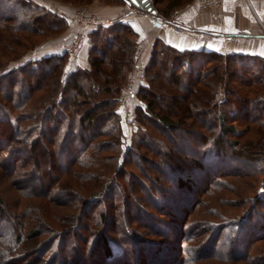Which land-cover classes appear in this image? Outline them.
Here are the masks:
<instances>
[{
  "label": "trees",
  "instance_id": "obj_1",
  "mask_svg": "<svg viewBox=\"0 0 264 264\" xmlns=\"http://www.w3.org/2000/svg\"><path fill=\"white\" fill-rule=\"evenodd\" d=\"M69 25L35 0H0V264H264V199L236 194L234 184L264 175V57L181 50L157 38L133 101L146 129L138 147L124 149L118 99L139 47L130 22L85 32L88 67L67 72L68 52L10 66L42 41L7 55L13 46ZM111 151L112 171L104 165ZM129 154L157 176L144 165L127 171ZM162 177L172 185L157 183ZM6 183L14 199L4 197ZM43 205L54 216L24 232Z\"/></svg>",
  "mask_w": 264,
  "mask_h": 264
},
{
  "label": "crops",
  "instance_id": "obj_2",
  "mask_svg": "<svg viewBox=\"0 0 264 264\" xmlns=\"http://www.w3.org/2000/svg\"><path fill=\"white\" fill-rule=\"evenodd\" d=\"M57 7L51 6L62 12ZM64 7L68 8L67 5ZM91 8L114 21L130 22L137 31L139 46L146 49H152L154 41L160 38L181 50L264 57L261 54L264 52V0H224L222 7L204 10L192 3L183 9L176 21L183 27L182 31L175 30L174 23L166 19L168 16L150 14L145 7L128 6L124 1L104 4L97 0ZM68 13L64 14L69 18ZM218 16L223 17V22L219 21ZM69 23L62 34L49 37V55L68 52L78 26V22L70 18ZM89 48L90 43L86 37L75 53L68 52L67 72L89 66Z\"/></svg>",
  "mask_w": 264,
  "mask_h": 264
},
{
  "label": "rangeland",
  "instance_id": "obj_3",
  "mask_svg": "<svg viewBox=\"0 0 264 264\" xmlns=\"http://www.w3.org/2000/svg\"><path fill=\"white\" fill-rule=\"evenodd\" d=\"M35 1H37L38 3H40L41 5H46V6H52V7H55V6H58L57 8H59L62 12H64V13H70V15H69V18L70 19H72V15H73V13L76 11V9L77 8H79V7H86L90 12H92V13H96V14H99L98 12H96V11H94L92 8H91V5H93L94 3H95V1H97V0H76V2H74V1H69V0H35ZM98 1H100V2H102V3H104V4H115V3H121L120 1H118V0H98ZM125 2V0H122V2ZM152 1V5H153V8L156 10L157 9V13L159 14V15H161V14H165L164 16H169L175 9H177V8H180V7H183L185 4H183V5H181L180 7L178 6V7H176L175 9H171L170 7H169V4H170V2H172V0H157V3L156 4H154V0H151ZM126 3V2H125ZM63 5L65 6V5H67V7L69 8H66V7H64L63 8ZM66 8V9H65ZM145 10H147L146 9V7H145ZM148 11V10H147ZM148 12H150V14H152V12L151 11H148ZM68 13V14H69ZM100 15V14H99ZM101 16H104V15H101ZM162 17H163V15H161ZM109 17V16H108ZM74 20V19H73ZM74 21H76V22H78V26L76 27V31L75 32H79V31H83L84 32V34H85V32L87 31V30H89V27H87V28H85L84 27V24H83V22H81V21H78V20H74ZM76 33V34H77ZM75 34V35H76ZM29 38H28V40L26 41V43L23 45H17V46H13L12 47V52H8L7 53V55L9 54V56H13V54L12 53H14V55H17L18 53H20L21 51H23L24 49H26V47H25V45L27 46H30V45H32V44H34L35 42L36 43H39V42H41V44H40V46H37L36 48H34V49H31L30 51H28L27 52V54L25 55V56H23V57H21V58H19L18 60H15V61H13V62H11L10 63V66H15V65H17V64H20V63H25L28 59H31V58H37V57H40V56H43V55H45V54H48L49 53V32H47V31H43L41 34H37V35H30V36H28ZM74 38H75V36H74ZM73 38V39H74ZM73 41V40H72ZM155 42V41H154ZM83 43H84V40H83ZM83 43H82V45H83ZM71 44V43H70ZM153 45H154V43H153ZM70 46V45H69ZM153 47V46H152ZM151 50L152 49H150V48H144V47H142V46H139L138 47V55L141 53V52H145L146 53V55L147 56H149L150 57V55H151ZM138 55H137V57H138ZM149 57H148V59H147V62H148V60H149ZM3 59L4 60H8L7 59V57H3ZM2 59V60H3ZM203 63H204V61H202V65H203ZM214 64L216 65L217 64V62H214ZM131 73V72H130ZM129 73V74H130ZM224 74V73H223ZM129 76V75H128ZM128 76H127V78H128ZM127 78H126V80H125V84H126V81H127ZM146 78H147V76H146ZM228 78H229V76H228ZM209 79V78H208ZM147 80V79H146ZM125 84H124V86H125ZM211 85V84H210ZM124 86H123V88H124ZM123 88H122V90H123ZM122 92V91H121ZM121 94V93H120ZM134 112V111H133ZM121 116H122V127H123V129H124V132H125V140H124V149H128V148H133V149H135L136 147H138V145H139V142L141 141V139H140V130H145L146 129V126H145V124H143L141 121H139L136 117H135V121H131L129 118H128V116L127 115H125V114H123L122 112H121ZM135 116V115H134ZM243 125H240L239 126V129L240 128H243L242 127ZM148 130H150L149 128H148ZM151 130H153V134H154V136L156 137V139H158V138H163V136L160 134V130L158 131L157 129H151ZM167 132V131H166ZM159 140V139H158ZM132 150V149H131ZM129 160H128V164H127V166H126V169H127V171H130V172H136V173H140V170H139V168L141 169V167L144 165V167L146 168V170L147 171H144V173L146 174V176L147 175H149L150 174V176L151 177H156L157 176V172L155 171V170H151V168L149 167V165H147V164H145L146 162H138L137 163V166H135V163H134V160H136L137 159V157L134 155V154H129ZM105 164L104 165H107V166H110V170L112 171L113 169H116V167H117V159L115 158V152L114 151H111L110 152V156H109V158H108V160H107V162L105 161L104 162ZM189 163H188V161H185V166L186 165H188ZM212 165H215V166H220L221 168L223 167V165H225V163H223V164H219V165H216V163H215V161H212ZM189 167V166H188ZM218 167H215V169H217ZM127 171L125 172V171H123V172H125L126 174H127ZM195 174H196V172H192V176H195ZM145 175H144V177H146ZM197 176H195V178H196ZM164 180H163V179ZM160 180L161 181H157V183H159L160 185L162 184V185H168V186H170V185H172V182H168L164 177H162ZM36 180V178H34L33 177V181H35ZM121 180V179H120ZM166 180V181H165ZM121 182L123 183V184H126V182H127V180H125V179H122L121 180ZM246 182H248V183H246ZM171 183V184H170ZM234 184H235V188H236V194H238V191H239V195H245V196H253L254 194H258L259 196H261L263 199H264V175L263 176H260V175H253L248 181L246 180V181H244V180H242V179H235L234 180ZM150 185V184H149ZM153 185H157L156 183L154 184L153 183ZM5 185H3V187H4ZM240 188H241V190H240ZM12 188L6 183V187H4V189L2 190V192H3V195H4V197L5 198H7V199H14L15 197H16V194H17V192L14 190V189H16L15 187H14V189H12ZM139 190L141 191V192H143L142 191V188H139ZM1 192V191H0ZM140 192V193H141ZM198 194H199V196L201 195V192H198ZM133 195H135L136 197H138V195H140V194H133ZM234 196H236L235 194H233ZM209 198V197H211V196H207L206 195V198ZM218 199V198H217ZM32 201H37V202H39V201H42L41 199H38V198H33L32 199ZM207 204H208V202H207ZM210 205V204H209ZM49 205H43V208H42V210H41V213H42V217H41V219H35V221L34 220H27L26 221V224H25V226H24V228L22 227V230H24V232H29V230L30 229H35V228H41L42 226H44L43 224H45V222H48V220H49V216L51 217V216H54V214H53V210L52 209H49V207H48ZM247 204L246 205H244L243 207H239V208H236V207H232L231 209H232V212H233V214H236V213H238L239 211H241V210H243L242 212H244V210H246L247 209ZM204 207H206V205L204 206ZM203 207V208H204ZM202 208V209H203ZM18 208H17V206H15L14 207V210H17ZM67 209H69V211H67ZM202 209H200V212L199 213H203L201 210ZM99 210V207H97V211ZM57 211H58V214L60 213V214H62V213H64L65 212V214H67L68 215V218H70L71 216H73V209L72 208H68V207H65V206H57ZM241 212V213H242ZM34 216H36V214H34ZM142 216V215H141ZM118 217H120V216H118ZM118 217H110V220H111V226H113L112 225V223H114V224H116L115 223V220L118 218ZM142 218H143V216H142ZM33 219V218H32ZM72 219V218H71ZM119 219V218H118ZM118 219L116 220L117 222H119L118 221ZM145 221H146V218H143ZM37 220V221H36ZM46 220V221H45ZM53 222L55 221V220H52ZM147 222V221H146ZM55 224H56V222H55ZM136 223L134 222V224H133V228L136 226L135 225ZM131 227V228H132ZM231 227L233 228V226L231 225ZM136 228V227H135ZM137 229V231H139V230H141V229H139L138 230V228H136ZM23 232V233H24ZM139 232H141V231H139ZM47 236H49L48 235V233L45 235V234H43L41 237H40V239L41 240H44ZM113 236V235H112ZM159 240V239H158ZM173 240H174V242H175V244H178V242H179V240H178V236H175V238H173ZM173 246V245H172ZM131 249H132V247H131ZM130 259H132L131 261H133V256L131 255V257H129Z\"/></svg>",
  "mask_w": 264,
  "mask_h": 264
},
{
  "label": "built area",
  "instance_id": "obj_4",
  "mask_svg": "<svg viewBox=\"0 0 264 264\" xmlns=\"http://www.w3.org/2000/svg\"><path fill=\"white\" fill-rule=\"evenodd\" d=\"M192 3H195L200 9H210L216 7H222L224 5V0H191L186 3L183 7L175 9L169 16L168 21L174 23V28L177 31H182L183 27L177 24L176 21L179 18L183 9L189 7ZM128 6L130 4L126 3ZM147 9V8H146ZM158 15V13H155ZM72 19L83 22L84 27H97L100 25H109L114 22L113 18L108 16H101L96 13L90 12L86 7H79L72 15ZM219 21L223 22V17L218 16ZM85 38L84 32L81 30L76 35L71 42L68 52L75 53L83 43ZM149 56L145 52H141L136 60V64L129 74L126 84L118 99L119 111L127 115L131 121H135V116L133 112V101L135 99L136 92L139 87L146 82V66L147 59Z\"/></svg>",
  "mask_w": 264,
  "mask_h": 264
},
{
  "label": "water",
  "instance_id": "obj_5",
  "mask_svg": "<svg viewBox=\"0 0 264 264\" xmlns=\"http://www.w3.org/2000/svg\"><path fill=\"white\" fill-rule=\"evenodd\" d=\"M125 2L130 5H136L138 7H146L148 11L156 13L151 0H125Z\"/></svg>",
  "mask_w": 264,
  "mask_h": 264
},
{
  "label": "snow or ice",
  "instance_id": "obj_6",
  "mask_svg": "<svg viewBox=\"0 0 264 264\" xmlns=\"http://www.w3.org/2000/svg\"><path fill=\"white\" fill-rule=\"evenodd\" d=\"M261 54H264V52H262Z\"/></svg>",
  "mask_w": 264,
  "mask_h": 264
}]
</instances>
